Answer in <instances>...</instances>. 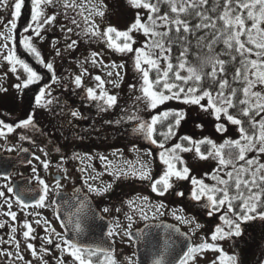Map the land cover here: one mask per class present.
<instances>
[{
  "label": "snow or ice",
  "instance_id": "1",
  "mask_svg": "<svg viewBox=\"0 0 264 264\" xmlns=\"http://www.w3.org/2000/svg\"><path fill=\"white\" fill-rule=\"evenodd\" d=\"M127 2L137 10H146V15L142 17L137 11L130 26L121 30L104 19L108 8L103 0H100L99 5L94 0H27L29 22L23 27L25 35L21 43L25 53L32 57L37 65H42L51 74V81L57 84L62 77L56 74L54 60L62 55L60 42H51L55 53L51 60L45 59L38 44L46 39L44 32L58 22V16L62 15L68 22L60 25L61 32L67 33L64 40L65 50H73L81 42L102 41L108 49L122 56L131 54L133 68L139 73V87L137 84L129 85L133 93L130 97L132 106L122 108L123 116L106 123L120 125L127 121L130 123L131 133L138 139L156 145L159 161L163 166L162 172L155 178L152 176V149L149 147L143 150V155L149 157V160L142 161L139 159L140 149L134 143L132 151L138 153L135 162L124 161L120 165L100 155L99 159L105 163L104 171L112 177L111 181L98 186L92 181L104 173L91 175L87 168L82 167L80 171L85 175L81 177V185L74 186L72 195L66 198L65 182L73 181V177L64 166L66 158L61 156L57 164L58 174L51 183L39 174L36 166L31 168V179L35 181V185H13L11 175H5V183L0 185V198H3L0 208L6 209L4 214L13 222L18 219V211L25 214L22 225V236L28 241L25 247L42 264H49L51 257L56 255V250L59 253V264H67L66 256L71 258L72 264H120L116 258L113 238L123 234L130 241L148 240L152 222L164 216L166 211L176 221L188 225L191 235L204 226L195 216L183 214L182 208L181 214H177V211L170 210L163 200L152 203L148 196L137 195L122 202L121 207L105 206L101 209L103 214H117L113 216L114 222L107 228V237L110 239L107 247L103 243L85 244L80 237L87 230L89 219H104V215L98 214L93 207L92 198L104 197L117 182L126 179L147 181L151 191L160 197L167 195L170 190L175 195L184 197V191L177 190L174 181H189L192 186L191 200L196 202L208 217L221 213L223 209L219 215L222 223H217L210 237H202L199 243H192L191 235L181 232L175 224L155 225L164 229L165 236L163 243L158 236L155 237L156 243L152 248L154 258L151 264H198V257L209 250L218 253L211 264H244L239 254L226 252L220 242L241 237L245 231L243 226L249 222H264V162L261 161L264 156V0ZM164 4L167 5V10L161 12V5ZM25 7L26 0H0V10L9 13L6 24H3V18L0 17V24L6 29L0 31V39L4 41L0 44V56L16 75L19 82L14 87L17 90H30L31 86H37L32 97L35 107L28 111L24 119L13 123L0 119V136L5 138L17 129L39 132L36 109L51 111V106L57 102L56 97L52 95V85L42 83L45 80L44 75L26 58L17 54L16 29L23 18ZM48 9H51V14H48ZM97 17L100 18L99 23ZM134 32L142 33L145 37L140 46L134 47L137 44ZM73 35L77 38L72 39ZM221 44L223 48L217 52L216 48ZM174 47L178 49L175 64L172 56ZM193 48L196 51H193ZM189 56L196 63H193ZM89 61L93 66L100 65L105 68L123 69L125 66L124 60L120 64L115 61L104 64L103 57L97 51H92L90 58L86 57L81 64ZM237 62L239 66L235 68L230 81L227 66ZM85 74H88L87 68H83L82 73L75 75L72 81L77 88L84 90V99L94 103L99 113L119 107V94L109 92L106 87V84L110 83L118 88L120 84L117 80L105 81L101 75H96L95 87L84 88ZM107 75L112 76L113 72L109 71ZM115 75L122 80L120 71H116ZM237 82L241 87L233 86ZM257 86L262 90L257 91ZM0 92H7V89L0 88ZM172 101L198 107L214 116L218 133H226L229 124L236 126L238 138H227L217 144L209 137L196 140L188 135L178 136V130L188 112L186 108L162 109V106ZM141 104L147 118L141 114ZM70 115L73 118H84L78 110H70ZM197 126L203 127L202 124ZM20 139L35 143L28 135H21ZM173 140L176 142L170 143ZM8 151L13 149L9 148ZM19 151L27 152L28 149L21 147ZM40 152L45 158L34 155V159L44 171H48L52 163L47 158L49 153L44 147L40 148ZM117 152L123 155L120 150ZM183 153H193L198 159L216 161L215 169L211 173H205V176H211L214 183L208 184L203 178H197L184 160ZM85 156L89 160L93 158L88 154ZM72 159L83 163V157L79 154L74 153L67 158ZM28 163L32 164V161ZM123 203L128 205L130 212H122ZM14 204L16 211L12 210ZM50 207L60 225V231L47 216L42 215V210ZM121 213L128 221L126 226L120 223ZM137 216L145 222L144 228L133 231ZM33 225L45 233L44 237H41L43 243L39 252L36 244L30 242L37 239ZM5 227L6 224L0 222V229ZM11 232L8 243L13 244L17 251L0 249V252L7 258L15 257L17 261H24L25 257L19 251L20 241L15 235L17 227L12 226ZM178 243L180 248L176 251ZM45 255H48L49 259H45ZM135 255L133 253L128 257L126 264H140L139 259L134 258ZM27 264H31V261H27Z\"/></svg>",
  "mask_w": 264,
  "mask_h": 264
},
{
  "label": "rangeland",
  "instance_id": "2",
  "mask_svg": "<svg viewBox=\"0 0 264 264\" xmlns=\"http://www.w3.org/2000/svg\"><path fill=\"white\" fill-rule=\"evenodd\" d=\"M95 3L99 5L100 0H94ZM103 3L107 5L108 12L106 14V17L104 18L106 22L117 26L119 29L123 30L126 29L130 24L133 22V19L136 15V12L139 11L140 15L144 17L146 15V10L144 9H135L131 6L130 3L127 2V0H103ZM48 14H51V9H48ZM0 17L3 18V24L7 23V20L9 18V13L3 10H0ZM97 22H100V18L97 17ZM58 22L51 26L48 27L47 31L44 32V36L46 37L45 40L39 42L38 47L40 48L42 54L45 56L46 60H51L55 53L52 50L51 42L54 40L59 41V47L62 49V55L59 57H56L54 60L55 68H56V74L59 77H62L60 80V83H49L52 85V95L56 97V101L54 104L51 106V111L43 108H37L36 109V121L37 124L39 123H45L44 121L45 118H49L51 122V117L49 116V113L52 114H58L59 111L63 112L64 116V122L68 123V129L78 131L79 134L93 132L96 131L97 134H104L101 135L104 136L105 139H102L103 142L105 141H111L113 143V150L112 151H106L102 154H94L93 151L87 150L85 152H80V147L82 143V140L80 139L79 136H74L72 135V138L68 139L67 142H65L64 139H61L59 137V134L57 135H52L51 133L48 134L51 135V139L56 141L57 144L59 145V151H57L53 146L47 144V139L44 137V133L42 135H36L37 132H26V134L23 135H28L32 137V140L35 141V143L30 144L32 147H35V151L38 156H41V159H44L45 157L43 154L40 152V148L44 147L46 151L49 153L48 159L52 161L50 165V169L48 171H44L42 169V166L39 164L38 161H34L33 166H36L38 168L39 174L44 177L49 183L53 181L54 176H51L52 173L58 174V169H57V164L60 162V157L61 154L67 159L68 157H71L74 153L79 154L81 157H83V163L81 166H79V163L76 162V159L68 160L65 162L64 166L67 167L69 174L73 177V181L65 182L67 185H65L64 190H70L69 188L73 187L76 182H79L80 176H81V171L80 169L82 167L88 169V173L91 175H97L96 170H94V164L99 163V165L103 166L105 164L99 159L100 155L106 156L109 160L113 161L116 164L122 165L124 161H132L135 162L138 159V153L135 151H132V145L135 143L138 148L140 149V154H139V159L142 161H148L149 157L143 155V150L146 148H149V142L143 139H138L134 134L131 132L128 133V126L130 125L129 122H125L123 124L117 125L115 123L113 124H108L106 121H115L119 119L121 116L124 115V112L121 111L122 108H130L132 106V99L130 97L133 96L132 91L129 89L130 84H137V87H139V73L135 72L132 64V59L131 54L122 56L118 52H114L111 49H108L106 44L102 41H97L95 43H85L81 42L79 46L73 50H65L64 49V40L65 36L67 35L66 32H61L60 30V25L61 24H68L67 21L63 19V16H58L57 17ZM3 24H0V31H6L4 28ZM25 35L24 32H22V39L23 36ZM134 38L137 41V44L134 45L140 46L144 40L145 37L143 36L142 33L134 32L133 33ZM72 39H76V36H72ZM4 43L2 39H0V44ZM92 51H97L101 54L103 57V62L104 64H110L111 62L115 61L116 64H120L122 60L125 61V66L123 69H113L111 67H102L100 65L93 66L90 61L89 63L81 64L82 61L85 60L86 57L90 58V54ZM163 66V62H162ZM83 68L88 69V74H85L83 77L84 80V87H95L96 81L94 77L96 75H101L105 81H112V80H117L120 84L118 88L113 87L112 84L108 83L106 84L107 90L113 94H119L120 102H119V107L112 109L111 111L104 112V113H99L96 107H90L87 105V102L82 99L84 95L82 94V89H78L75 84L72 82L74 79L75 75H79L82 73ZM109 71L113 72L112 76H108L107 73ZM116 71H120L122 80H120L119 77L115 75ZM7 73V75H5ZM19 81L16 78V75L11 72V69L9 65L3 60V57L0 56V88H6L7 92H0V116L7 117V119H17V118H25L26 114L28 111H30L31 108L35 107L34 104L32 103L31 108H29L28 105L31 103V98L34 95V92L37 90V87L35 85L31 86L30 90H17L14 85L18 83ZM257 91H261L262 89L257 86L256 88ZM25 92L26 96L22 95L23 92ZM137 95L139 94L138 92L136 93ZM23 96V98H22ZM28 103L26 107H24V104ZM63 102H66V104H63ZM76 102L79 103V105L76 104ZM183 105L177 101H172L169 102L166 106L163 107H169V108H180ZM57 107V108H56ZM66 107V109H65ZM141 109V114L145 115V118H147V113L144 112L143 110V105H139ZM184 108V106H183ZM196 108V107H195ZM65 109V110H64ZM81 109V111L79 110ZM161 109V110H162ZM70 110H78L84 118H73L70 115ZM195 113H200V109L197 107L195 110ZM3 114V115H2ZM62 115V113L60 112ZM97 114V115H95ZM23 115V116H22ZM209 115V114H208ZM212 116V115H209ZM214 117V116H213ZM212 118V117H211ZM91 120L92 122L86 124V121ZM215 120V119H214ZM12 121V120H10ZM14 122V121H13ZM216 124V123H215ZM209 125H211V122H206V127H207V136L208 137H214V128L212 131L209 129ZM85 126V127H84ZM127 129H126V128ZM121 128L123 129V132H116L120 130ZM126 130V132H124ZM22 132L23 129H21ZM40 132V131H39ZM41 133V132H40ZM18 136H21L18 134ZM89 136V135H88ZM101 136H90V138H93L95 140H98V138H101ZM11 137L7 135L5 138L4 136H0V147L2 148L6 141L10 139ZM85 138V137H83ZM204 138V137H203ZM202 138H197L196 140H200ZM85 140V139H84ZM24 141V140H20ZM222 143V142H221ZM75 144H78L75 146ZM21 145L15 141L11 144V148L13 151H16ZM123 146V147H122ZM122 147V148H121ZM112 147H109L108 150H111ZM117 150H120V152L123 153L121 156ZM85 154L90 155L93 157L91 160H89ZM183 158L188 155V153H183ZM193 158L190 157V160ZM187 161V164H189V159H184ZM207 160H202L200 161L196 160L194 163L192 162L191 164H197L196 166H207L209 162L212 163V160H210L208 163H205ZM261 161H264V156L261 157ZM151 164H161L159 161V157H152L151 158ZM27 169L28 174L32 176L31 168ZM152 167V176L155 178L157 177L162 170L158 169L156 165H151ZM200 169V170H204ZM25 170V169H23ZM207 172V171H205ZM198 173H195L196 175ZM85 175V174H84ZM201 174H199L200 176ZM15 176V175H14ZM12 176L11 177V182L14 180L16 177ZM22 176V175H21ZM53 177V178H52ZM211 183L213 180H210ZM35 182V181H34ZM147 182V181H145ZM176 181H174L175 183ZM5 183V180L2 179L0 180V185H3ZM76 186V185H75ZM117 191L125 198V200L133 199L137 197V195L141 196H148L150 198V201L152 203H156L159 200V198H154L149 196V191L147 190V186L143 184L142 181L138 179H126L123 181L120 187L117 188ZM144 191V192H143ZM123 200V199H121ZM168 202L170 203L171 207L170 210H176L177 208H182L189 210L188 205L192 210L194 209V216L196 217L197 221L201 223L204 227L200 230H198L194 235H191L193 237L194 243H199L201 242L202 237H210L211 229L209 227H206L207 222L209 223L210 217H208L206 214H204L203 209L199 206H193L190 201H183L178 202L176 201L174 203V200L167 199ZM3 202V198H0V203ZM139 203V201H137ZM127 205V204H126ZM128 207V205H127ZM14 211L17 210L16 205H13ZM6 209L5 208H0V222H4L6 224V227L3 229H0V240L3 242H0V249H5V250H10V251H17V249L14 247L13 244L8 243V240L10 236L12 235L11 227L16 226L17 227V233L16 238L20 241V249L19 251L24 255L25 260L24 261H17L15 260V257L7 258L4 256L3 252H0V264H27V261H31V264H42V262L35 256H32L30 254V251L26 249L25 245L28 241H25L22 232H23V221L26 218L25 214L22 212L18 211V219L17 221L13 222L11 221V218L6 216L5 213ZM177 211V210H176ZM224 210H221V213ZM187 213V211H185ZM220 213V214H221ZM177 214H181L180 211H177ZM183 214H185L183 212ZM42 215L47 216L53 223V225L59 230V223L55 220L54 215L51 213V207L46 208L42 210ZM189 215V214H185ZM207 217V218H206ZM28 219H32L31 217H27ZM160 218H163L164 220L174 222L179 224V221H176L175 218L166 211L164 216L158 217L157 220H160ZM156 220V221H157ZM257 224V226L255 225ZM181 224V223H180ZM183 225V224H181ZM250 225V226H249ZM248 230L246 229L247 233L245 234L244 238L245 240L248 239L252 242V245L246 252L243 251L244 245H238L237 241L228 239L221 241L220 244L224 248L226 252H229L230 254L232 253H237L240 255L241 259L244 261V264H264V241L258 245L256 239H253V233L260 231L259 228L260 226L264 229L263 222L262 221H253V224H248ZM33 227L36 228V235L37 239L35 241H30L37 246V251H40V244L43 243L41 240L42 235L44 237L45 233L44 231L33 225ZM184 230H186L188 233L191 234L190 227L188 225H184ZM253 232H251V231ZM264 234V233H263ZM262 234V235H263ZM40 236V238H39ZM264 240V236L261 237ZM247 241V240H246ZM41 242V243H40ZM211 242V241H209ZM254 243V244H253ZM241 248V249H239ZM242 252L247 254V257L249 258V263L246 262V258H242ZM218 256V253L214 251H207L201 256L198 257V264H211L212 260H215ZM136 259V256L134 257ZM45 259H49V256L45 255ZM2 260V261H1ZM55 262L50 259L49 264H54Z\"/></svg>",
  "mask_w": 264,
  "mask_h": 264
},
{
  "label": "flooded vegetation",
  "instance_id": "3",
  "mask_svg": "<svg viewBox=\"0 0 264 264\" xmlns=\"http://www.w3.org/2000/svg\"><path fill=\"white\" fill-rule=\"evenodd\" d=\"M86 102H87L88 106L93 107V108L95 107V106L89 105L88 101H86ZM64 104H66V103H64ZM76 104L78 105L79 103L76 102ZM65 109H66V107H65ZM79 110L81 111V109H79ZM60 112L62 113V115L60 114ZM95 115H97V114H95ZM49 116L51 117V122H49L50 121L49 118H45L44 121H46V122L44 123V127H42V125L40 123L38 124V127H39L41 133H43V132L47 133V134H44V137H46L47 141L49 142V145L53 146L55 149H58L59 145L57 144L56 141L51 139V135H49V137H48L49 133H51L53 136L59 134V137L61 139H64L65 142H67L68 139L72 138V135L79 136L80 139L82 140V143H80L81 144L80 152H85L87 150H91L94 152V154L95 153L96 154H102L106 151H112L113 150V143H111V141H105V142L102 141V139H105V138H104V136H101V135H105V133L104 134H102V133L97 134L96 131L93 130V132L87 131V133L79 134L78 131H74V130L69 131L68 123H65L63 121L65 118L63 116L62 111H59L58 114L49 113ZM90 122H92V121L88 120V121H86V124H88ZM125 128H121L120 130H118L116 132H121V131L123 132V129H125ZM128 131L130 132L129 129H128ZM124 132H126V130ZM41 133H40V135H42ZM8 135L11 138L6 141V143L4 144V146L2 148L0 147V153H2V154H15V153L19 152V149L21 147H29V148L31 147L32 148V146L30 145V144H32V142L29 140H25L26 142L21 143V141L19 140L20 136H18V134L16 132L10 133ZM90 136H92V137L93 136H98V137L101 136V138H98V140H95L93 138H90ZM83 137H85V138H83ZM13 141L19 143L21 146L16 151H8V149L11 148V144L13 143ZM77 145L78 144H75V146H77ZM109 147H112L111 150H108ZM79 166H81V164H79ZM30 167H32V165H29L27 167H24V166L21 167L20 166V167L16 168L14 173H13L15 176L14 175L13 176L18 178V177H21V175L22 176L27 175L28 174L27 169H29ZM23 169H25V170H23ZM94 170H96L97 174L104 173L103 175H99L97 180L92 181L96 185L103 186V184L111 181L112 177L109 176L104 171L105 170V164H103L102 168L99 165V163L94 164ZM56 175L57 174H55V173L51 174V176H56ZM82 176H84V173L81 172L79 182H76V184H75L76 186L74 185L75 187H79L81 185V183H82L81 177ZM122 183L123 182H117L114 185L113 189L110 190V192L108 194H106L104 197H95L94 196L92 198V201L94 202L95 207L98 209V211L101 213V215H104V219L101 220L103 226L100 230L102 232H107V224L108 223L112 224L114 222L113 216L117 215V214H115V213L103 214L101 212V209L105 206H108L110 208L121 207L122 202L127 201L117 191V188L120 187ZM143 184L146 185V182H143ZM65 185H67V184L65 183ZM73 187L69 188L70 190H64V193L67 195V197H70L72 195ZM176 189L184 191V193H185L184 197H179V196L175 195L173 191L170 190V192L167 195H165L166 199L174 200V203L176 201L181 202V203L183 201H190L192 203V205L195 206L194 201H192L190 198V189H188V188L185 189V185H176ZM121 199H123V200H121ZM168 205L171 206L169 202H168ZM188 208L190 209V211L183 209V212L185 214H189L191 216H194L195 215L194 209L192 210V208H190L189 205H188ZM180 209L181 208H177L176 210L180 211ZM130 211L131 210L127 207L126 203H123L122 212H130ZM185 211H187V213ZM51 213L53 214L52 208H51ZM119 215H120L121 225L126 226L128 221L124 218L122 213ZM136 219H137V223L133 224L132 230H135V229H137V228H139L145 224V222L143 220H140L138 216ZM161 220H164V219L160 218V220H157V221H161ZM181 226L183 227L184 225H181ZM183 229H184V227H183ZM60 230H61V228L59 227L58 231H60ZM121 232H122V229H121ZM40 236L43 237L42 235H40ZM40 236H39V238H40ZM113 239L115 240L114 248H115V254H116L117 260L120 262V264H126L127 258L131 257L133 255V253H135L134 242L132 240L130 241L127 236H123V234H121L120 236H116ZM58 254H59L58 250H56V255H53L51 257V259L55 262L54 264H59V262L57 260ZM46 256H48V255H46ZM66 261H67V264H72L71 258H69L67 256H66ZM2 264H3V261H2Z\"/></svg>",
  "mask_w": 264,
  "mask_h": 264
},
{
  "label": "trees",
  "instance_id": "4",
  "mask_svg": "<svg viewBox=\"0 0 264 264\" xmlns=\"http://www.w3.org/2000/svg\"><path fill=\"white\" fill-rule=\"evenodd\" d=\"M166 10H167V5L166 4L161 5V12L166 11ZM28 22H29V5L27 4V0H26V7L24 9L23 18L19 21L18 27L16 29V35H17V41H18L17 52L19 53V55L22 56V58H26L29 61V63H31L33 65V67H35L37 69V71H39L42 75H44L45 80L42 82V83H44V82L51 80L50 79L51 74L46 69H44L42 65H37L35 60L25 53V50L23 49V46L21 43L22 42L21 34L23 32V27ZM193 43H195V41H193ZM221 48H223L222 44L217 46L216 51L219 52L221 50ZM193 51H196V49L193 48ZM177 55H178V49L176 47H174L172 50V56L174 58L173 59L174 64L176 63L175 57ZM223 58L227 59V57H223ZM252 58H255V57H252ZM189 59L192 60L193 63H196V61L193 60V58L191 56H189ZM238 66H239L238 62L235 64H231V65L227 66L228 79L230 81H231L232 75L235 72V68ZM182 74H186V73L182 72ZM153 75H154V73H153ZM205 86H207V84ZM233 86L237 87V88L241 87L239 82L233 84ZM22 92H23L22 95L24 96V98L26 96H28L25 94L24 91H22ZM23 96H22V98H23ZM27 105H28V103L25 102L24 107H26ZM28 106H29V108H31L32 98H31V103ZM183 106H184V108L187 109L188 114H187V118L184 121H182V123H181V126L178 130V136L188 135V136L193 137L194 139L208 137L206 134V132H207L206 131L207 130L206 122H211V125H209L208 128L211 129L212 131L215 130V132H214V137H209V138L214 140L217 144L223 142V140L227 139V138H233V139L238 138V132H237L236 126H232L229 124L228 125V131L226 133H218L216 131V128H215V125H216L215 123H217V121L214 120L215 118L213 116H209L208 113L203 112L201 110H200V113H195L194 110L197 108V107L195 108V106H188V105H183ZM183 106L180 108H183ZM17 119H19V118H17ZM199 124H202L203 127L202 128L198 127L197 125H199ZM213 128H214V130H213ZM174 142H176V141L173 140L170 143H174ZM150 148L153 150V152L156 154V156L158 158L159 156H158L157 146L156 145L155 146L150 145ZM190 157H192L193 159L190 160ZM187 158L189 159L188 166L192 169L193 174L198 173L195 175L197 178H203L205 180V183H208V184L214 183V181L212 183L210 181V180H212L211 176L210 175L205 176V173H211L215 169L216 161L212 160V163H211V162H209L211 159H208L205 163L209 162V164H207V166L204 169V166L197 167L196 166L197 164H191L192 162L194 163V161H196V160L200 161V159L196 158L193 153H188V155L186 157H184V159H187ZM159 167H162V164ZM201 168L204 170L203 171L200 170ZM205 171H207V172H205ZM199 174H201V175L199 176ZM175 183H177L176 185H185V189H187V188L191 189V187H192L189 181H176ZM146 186H147V190L149 191V193L150 194L153 193L149 187L148 182L146 183ZM195 206H198V205L195 204ZM203 212H204V210H203ZM204 214H205V212H204ZM217 223H222V221L219 220V215L215 214L213 217H210L209 223L207 222V225H205V226L209 227L211 230H214V227ZM248 224H253V222H249ZM248 224L243 226L245 231L241 237H235L232 239L234 241L236 240L238 245H244V249H243L244 252H246L248 250V248H250L252 245V242L250 240L246 239L247 240L246 241L244 238L245 234L247 233L246 229L250 226V225L248 226ZM255 225L257 226L256 223H255ZM263 226H264V222H263ZM259 230L260 231H257V232L252 234L253 239L254 240L256 239L258 245L261 243V241L262 242L264 241L263 238H261L264 236V234H263L264 229L260 226ZM251 232H253V231H251ZM239 249H241V248H239ZM244 252H242V258H246V262L249 263V258L247 257V254Z\"/></svg>",
  "mask_w": 264,
  "mask_h": 264
},
{
  "label": "water",
  "instance_id": "5",
  "mask_svg": "<svg viewBox=\"0 0 264 264\" xmlns=\"http://www.w3.org/2000/svg\"><path fill=\"white\" fill-rule=\"evenodd\" d=\"M34 154L31 151L27 152H20L16 156H4L0 158V161H2V164L0 163V177H4L5 175H11L13 168L17 166L19 163L29 164L28 161H31ZM20 161V162H18ZM25 184H28L29 186L32 184L31 177H24L20 178L16 181H14L13 185H20L24 186ZM67 198V196H66ZM93 207L96 209L94 203L92 202ZM97 211V209H96ZM98 214L99 211H97ZM100 219H89L87 230L81 235L80 239L85 244H95V243H103L105 247L108 246L110 241L108 239H104L106 236V233L103 235L102 232L97 230L98 224L100 223ZM153 227L150 229V235L148 240H141L137 242L135 239L133 241L135 242V250L137 254V259H139L140 264H151L153 257L152 248L153 245L156 243L155 237H159L160 242L163 243L164 240V229L162 227H156L155 225L164 223V224H173L166 221L163 222H152ZM177 227L180 228L181 232H184L180 226L177 225ZM144 226L141 228L143 229ZM179 235V234H176ZM181 240L183 237L180 238ZM192 240V237H191ZM193 243V240H192ZM180 245L179 243L176 246V251H179Z\"/></svg>",
  "mask_w": 264,
  "mask_h": 264
}]
</instances>
